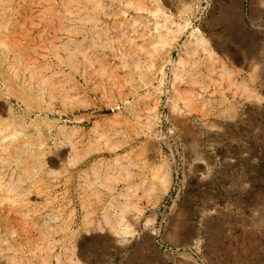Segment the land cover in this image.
<instances>
[{"label": "rangeland", "instance_id": "374dc122", "mask_svg": "<svg viewBox=\"0 0 264 264\" xmlns=\"http://www.w3.org/2000/svg\"><path fill=\"white\" fill-rule=\"evenodd\" d=\"M85 2L0 0V264H264V0Z\"/></svg>", "mask_w": 264, "mask_h": 264}, {"label": "bare ground", "instance_id": "6f19581e", "mask_svg": "<svg viewBox=\"0 0 264 264\" xmlns=\"http://www.w3.org/2000/svg\"><path fill=\"white\" fill-rule=\"evenodd\" d=\"M6 1V0H5ZM18 1V0H17ZM40 1V0H39ZM78 2H79V0H77ZM86 2H85V5H87L88 4V2H93L94 3V6H93V8H94V10H95V12H96V14L97 13H102V12H104L103 11V7H102V3L101 2H99V0H85ZM134 2L136 1V0H133ZM143 1V0H142ZM23 2V1H22ZM75 2V1H74ZM129 2H132V1H129ZM128 2V3H129ZM1 3H2V1H1ZM16 3V2H15ZM234 3V2H233ZM80 4V3H79ZM104 4V3H103ZM131 4V3H130ZM140 4L142 5V2H140ZM139 4V5H140ZM155 4V3H154ZM52 5V4H51ZM81 5V4H80ZM128 5V4H127ZM132 5V4H131ZM144 5V4H143ZM33 6H35V4L33 5ZM82 6H83V4H82ZM234 6V5H233ZM14 7V6H13ZM12 7V8H13ZM63 7V6H62ZM65 7V6H64ZM86 7V6H85ZM8 8V7H7ZM109 8V7H108ZM111 8V7H110ZM235 8V7H234ZM8 9H10V8H8ZM47 9V8H46ZM51 9V8H50ZM140 9H141V7H140ZM145 9V8H144ZM42 10V9H41ZM136 10V9H135ZM226 10V9H225ZM233 9H231V11H232ZM5 11V10H4ZM24 11V10H23ZM80 11V10H79ZM92 11V10H91ZM140 11V10H139ZM65 12V11H64ZM156 12V11H155ZM154 12V13H155ZM38 13V12H37ZM88 13V12H87ZM13 14V13H12ZM153 14V13H152ZM159 14H160V12H159ZM159 14H157V15H159ZM232 13H230V15H231ZM4 15V14H3ZM18 15V14H17ZM70 15V14H69ZM95 15V14H94ZM93 15V16H94ZM161 15V14H160ZM13 16V15H12ZM92 16V17H93ZM96 16V15H95ZM83 17V16H82ZM91 17V18H92ZM22 18V17H21ZM90 18V17H89ZM90 18V19H91ZM157 18V17H156ZM80 20V19H79ZM94 20H97V19H94V17L92 18V21L94 22ZM136 20V19H135ZM9 21V20H8ZM53 21V20H52ZM100 21V20H99ZM220 21H221V19H220ZM7 22V21H6ZM5 22V23H6ZM8 24V23H7ZM141 24V23H140ZM154 24V23H153ZM19 25V24H18ZM163 25H164V23H163ZM163 25H161V28L163 29L164 27H165V25H164V27H162ZM172 25V24H171ZM153 26V25H152ZM9 27H10V25H9ZM17 27V26H16ZM157 27H159V25L157 26ZM156 27V28H157ZM5 28V27H4ZM88 28V27H87ZM53 29V28H52ZM175 29V28H174ZM177 29H178V27H177ZM15 30V29H14ZM168 30H169V28H168ZM179 30V29H178ZM5 31V30H4ZM9 31V30H8ZM83 31V30H82ZM131 31V30H130ZM134 31V30H133ZM172 31V30H171ZM180 32V31H179ZM14 33V32H13ZM122 33V32H121ZM140 33V32H139ZM194 33V31L192 32V34ZM18 34V33H17ZM157 34V33H156ZM178 34V33H177ZM5 35V34H4ZM9 35V34H8ZM6 36V35H5ZM5 36H1L2 37V40H3V38L5 37ZM95 36H96V34H95ZM173 36V35H172ZM58 37V36H57ZM117 37V36H116ZM125 37V36H124ZM153 37V36H152ZM6 38H8L7 36L4 38V40L3 41H5V39ZM10 38V37H9ZM45 38V37H44ZM98 38H99V36H98ZM129 38V37H128ZM127 38V39H128ZM130 38H132V37H130ZM137 38V37H136ZM177 38V37H176ZM201 38V37H200ZM13 39V38H12ZM102 39V38H101ZM133 39V38H132ZM171 39V38H170ZM174 39V38H173ZM197 39H199V38H197ZM202 39V38H201ZM200 39V40H201ZM1 40V42H2V44L4 43L3 41ZM18 40V39H17ZM136 40V39H135ZM165 40V39H164ZM200 40H197L198 42L200 41ZM43 41V40H42ZM169 41V40H168ZM220 41V40H219ZM0 42V43H1ZM129 42H130V40H129ZM207 42V41H206ZM206 42H204V39L203 40H201V43H206ZM8 43V42H7ZM93 43V42H92ZM120 43V42H119ZM160 43V42H159ZM167 43V42H166ZM5 44V43H4ZM128 44H130V43H128ZM158 44V43H157ZM161 44V43H160ZM63 45V44H62ZM107 45V44H106ZM162 45V44H161ZM165 45V44H164ZM168 45V44H167ZM219 45V44H218ZM220 45H222V43L220 44ZM35 46V45H34ZM101 46V45H100ZM109 46V45H108ZM11 47V46H10ZM129 47V46H128ZM156 47V46H155ZM218 47H220V46H218ZM122 48V47H121ZM127 48V47H126ZM223 48V47H222ZM225 48V47H224ZM154 49V48H153ZM73 50H75V49H73ZM72 50V51H73ZM77 50V49H76ZM141 50V49H140ZM162 50V49H161ZM204 50V49H203ZM206 50V49H205ZM204 50V51H205ZM34 51V50H33ZM87 51V50H86ZM131 51H133V50H131ZM10 52V51H9ZM134 52V51H133ZM210 52V51H209ZM1 53V52H0ZM78 53V52H77ZM194 53V52H193ZM212 53V52H211ZM18 54V53H17ZM123 54V53H122ZM43 55V54H42ZM75 55V54H74ZM210 55V54H209ZM82 56V55H81ZM185 56V55H184ZM126 57V56H125ZM127 57H129V56H127ZM189 57V56H188ZM187 57V58H188ZM151 58V57H150ZM181 59V58H180ZM189 59V58H188ZM121 60V59H120ZM138 60V59H137ZM150 60V59H149ZM71 62V61H70ZM135 62H137V61H135ZM27 63V62H26ZM95 63V62H94ZM185 62H184V60L183 59H181V60H179V62H178V64L181 66L182 64H184ZM177 64V65H178ZM0 65H2V63L0 64ZM192 65V64H191ZM110 66V65H109ZM139 66V65H138ZM163 66V65H162ZM161 66V67H162ZM108 67V66H107ZM88 68V67H87ZM140 69V68H139ZM183 69V68H182ZM190 69V68H189ZM113 70V69H112ZM148 70V69H147ZM176 70H179L178 68H176L175 70H174V74H175V79L178 81V80H181V77L180 76H178L177 77V75H176ZM25 72V71H24ZM112 72V71H111ZM161 72V71H160ZM183 72V71H182ZM1 73V72H0ZM15 73V72H14ZM92 73V72H91ZM151 73V72H150ZM13 74V73H12ZM145 74V73H144ZM189 74V73H188ZM23 75V74H22ZM147 75V74H146ZM109 77V76H108ZM139 77H141V76H139ZM184 77V76H183ZM182 77V78H183ZM192 77V76H191ZM94 79V78H93ZM116 79V78H115ZM4 80V79H3ZM87 81V80H86ZM183 81H184V79H183ZM182 81V82H183ZM174 82V81H173ZM193 82V81H192ZM199 83V82H198ZM197 83V84H198ZM218 83V82H217ZM221 83V82H220ZM187 84H189V82L187 83ZM196 84V83H195ZM196 84V85H197ZM11 85V84H10ZM120 85V84H119ZM202 85V84H201ZM8 86V85H7ZM203 86V85H202ZM218 86V85H217ZM217 86H216V88H217ZM221 86V85H220ZM220 86H218V87H220ZM92 87H94V86H92ZM160 87V86H159ZM99 88V87H98ZM156 88H158V87H156ZM193 88V87H192ZM203 88V87H202ZM191 89V88H190ZM189 89V90H190ZM198 89V88H197ZM205 89V88H204ZM68 90V89H67ZM70 90V89H69ZM189 90H187V91H189ZM186 91V90H185ZM194 92V91H193ZM177 93H179V92H177ZM187 94V93H186ZM191 95V94H190ZM198 96V95H197ZM219 100H220V98H219ZM184 101H185V104L187 105V104H190V100H187V99H185V97H184ZM196 102V101H195ZM175 103V102H174ZM171 104H172V108H175V107H177V106H174L173 105V103L171 102ZM191 105H192V101H191ZM203 105V104H202ZM221 105V104H220ZM196 107V106H195ZM176 109V108H175ZM196 109V108H195ZM211 110V109H210ZM198 111V110H197ZM196 111V112H197ZM178 112V111H177ZM180 112V111H179ZM195 112V111H194ZM181 113V112H180ZM205 113V112H204ZM203 113V114H204ZM116 114V113H115ZM200 116V115H199ZM185 117H186V115H185ZM206 117V116H205ZM184 118V117H183ZM126 119V118H125ZM114 120V119H113ZM124 120V119H123ZM128 120V119H127ZM125 121V120H124ZM129 121V120H128ZM116 122V121H115ZM119 122V121H118ZM159 122V121H158ZM179 122V121H178ZM183 120H182V123H180V124H183ZM8 123V122H7ZM188 123V122H187ZM190 124V123H189ZM151 125V124H150ZM7 127V126H6ZM190 127V126H189ZM3 128V127H2ZM191 131V130H190ZM1 132H2V130H1ZM0 132V133H1ZM188 133V132H187ZM178 134V133H177ZM189 134V133H188ZM4 136V135H3ZM1 137L0 138V143L2 144L3 143V145H5L4 147H2L3 148V151H7V154L4 156L5 158H4V160H6L7 161V159H12L13 157H14V154H16L17 155V147L16 146H11L10 147V145L11 144H5L6 142H4V139H5V137ZM155 136V135H154ZM6 140V139H5ZM24 140V139H23ZM21 141V140H20ZM11 143V142H10ZM18 143V142H17ZM30 145V144H29ZM20 152V151H19ZM48 152V151H47ZM40 156V155H39ZM16 158V157H15ZM16 160V159H15ZM18 160V159H17ZM20 163V162H19ZM5 164V163H4ZM18 174V173H17ZM9 175H11V174H9ZM3 176V175H2ZM2 176H1V172H0V180H1V178H2ZM4 177V176H3ZM8 186V185H7ZM6 186V187H7ZM11 186H12V184H10L9 185V187H8V189L7 190H12V188H11ZM0 187H2V184L0 183ZM17 195H18V193H17ZM16 197V196H15ZM18 197V196H17ZM121 217V216H120ZM111 225V224H110ZM212 227H213V229H217V227H219V224L218 223H216V222H214V223H212ZM128 228V227H127ZM122 230V229H121ZM126 231V230H125ZM220 231V230H219ZM130 234V233H129ZM3 240V239H2ZM215 243V242H214ZM5 249V248H4ZM2 250V249H1ZM6 250V249H5ZM241 257V256H240ZM71 261V260H70Z\"/></svg>", "mask_w": 264, "mask_h": 264}, {"label": "crops", "instance_id": "0c3cea01", "mask_svg": "<svg viewBox=\"0 0 264 264\" xmlns=\"http://www.w3.org/2000/svg\"><path fill=\"white\" fill-rule=\"evenodd\" d=\"M233 1V0H232Z\"/></svg>", "mask_w": 264, "mask_h": 264}]
</instances>
